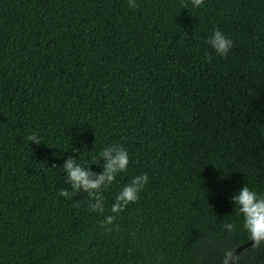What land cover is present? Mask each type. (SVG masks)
<instances>
[{"label":"trees","instance_id":"1","mask_svg":"<svg viewBox=\"0 0 264 264\" xmlns=\"http://www.w3.org/2000/svg\"><path fill=\"white\" fill-rule=\"evenodd\" d=\"M135 2L0 0V264H226L250 238L231 197L264 196V0ZM113 144L129 164L103 212L59 195L65 159L99 173ZM232 264H264V242Z\"/></svg>","mask_w":264,"mask_h":264},{"label":"clouds","instance_id":"2","mask_svg":"<svg viewBox=\"0 0 264 264\" xmlns=\"http://www.w3.org/2000/svg\"><path fill=\"white\" fill-rule=\"evenodd\" d=\"M204 0H191L193 7H200ZM130 8L138 7L135 0H129ZM181 7H185L182 3ZM208 45L219 56H226L233 46V41L228 38L219 29H214L212 35L207 40ZM207 62L211 63L212 57H206ZM30 143L41 144L40 137L33 133L27 137ZM100 158L103 160L102 171L95 173L88 168L82 167L76 162V158L69 156L63 162V169L66 173L67 183L71 190L61 189L59 195L71 199L77 192L83 191L90 198L89 209L92 211L103 212L104 200L101 190L106 185L111 184L116 175L127 170L129 156L127 150L118 144L105 147L100 152ZM147 174L134 177L130 183L126 184L116 197V202L112 206V212L118 213L129 203H135L139 192L147 183ZM235 210L243 217V227L250 234L254 245L259 246L264 242V196H258L247 185H243L238 193L231 197ZM75 207H79V201H75ZM114 217H108L107 221L111 223ZM223 227L228 231H234L236 225L225 223Z\"/></svg>","mask_w":264,"mask_h":264},{"label":"water","instance_id":"3","mask_svg":"<svg viewBox=\"0 0 264 264\" xmlns=\"http://www.w3.org/2000/svg\"><path fill=\"white\" fill-rule=\"evenodd\" d=\"M253 241L251 240V237L249 239H247L246 241L236 245L231 251L230 253L228 254L227 256V260H226V264H232V260L234 258V256L241 250L243 249L244 247L252 244Z\"/></svg>","mask_w":264,"mask_h":264}]
</instances>
